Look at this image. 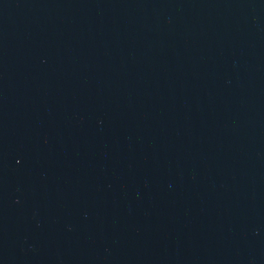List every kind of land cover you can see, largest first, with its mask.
Wrapping results in <instances>:
<instances>
[{"label": "water", "instance_id": "water-1", "mask_svg": "<svg viewBox=\"0 0 264 264\" xmlns=\"http://www.w3.org/2000/svg\"><path fill=\"white\" fill-rule=\"evenodd\" d=\"M0 264H264V0H0Z\"/></svg>", "mask_w": 264, "mask_h": 264}]
</instances>
